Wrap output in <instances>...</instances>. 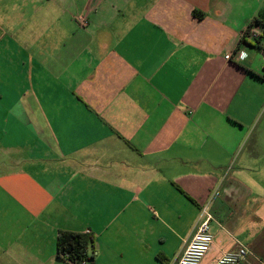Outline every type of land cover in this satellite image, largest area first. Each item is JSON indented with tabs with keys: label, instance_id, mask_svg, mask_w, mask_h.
Here are the masks:
<instances>
[{
	"label": "crops",
	"instance_id": "0c3cea01",
	"mask_svg": "<svg viewBox=\"0 0 264 264\" xmlns=\"http://www.w3.org/2000/svg\"><path fill=\"white\" fill-rule=\"evenodd\" d=\"M16 1L0 11V264H68L59 232L87 230L94 264H176L204 208L201 264L241 247L264 262V51L241 42L264 0Z\"/></svg>",
	"mask_w": 264,
	"mask_h": 264
},
{
	"label": "built area",
	"instance_id": "2783aa9c",
	"mask_svg": "<svg viewBox=\"0 0 264 264\" xmlns=\"http://www.w3.org/2000/svg\"><path fill=\"white\" fill-rule=\"evenodd\" d=\"M79 23L82 26L88 24L86 17L80 16L78 18ZM249 38H260L263 36V31H257L255 28H247ZM245 54V53H244ZM232 55H226L227 60H231ZM212 215L206 208L202 211V220L197 227V230L190 241L187 242L185 249L180 257L177 259L176 264H201L206 258L212 246L214 244V237L210 232V223ZM85 234H91L90 230H87ZM249 256V250L246 247H241L237 252H228L223 254L214 264H240L243 261H247ZM69 264H76V262L69 261ZM89 261H82L78 264H89ZM260 264L264 262L260 261Z\"/></svg>",
	"mask_w": 264,
	"mask_h": 264
},
{
	"label": "trees",
	"instance_id": "16d2710c",
	"mask_svg": "<svg viewBox=\"0 0 264 264\" xmlns=\"http://www.w3.org/2000/svg\"><path fill=\"white\" fill-rule=\"evenodd\" d=\"M256 27L263 29V36L254 39L256 41L254 46L264 51V11L260 12L249 26V28ZM248 34V31L244 33L241 42H247ZM93 240V237L89 234L61 231L59 232L57 241L58 255L67 262L72 261L78 264L86 260L90 262L89 264H94V260L87 254L88 245L93 242Z\"/></svg>",
	"mask_w": 264,
	"mask_h": 264
},
{
	"label": "rangeland",
	"instance_id": "374dc122",
	"mask_svg": "<svg viewBox=\"0 0 264 264\" xmlns=\"http://www.w3.org/2000/svg\"><path fill=\"white\" fill-rule=\"evenodd\" d=\"M48 1L49 0H46L43 4L46 6V9H51L49 12H52L54 9H56L57 7L62 5V3H60L58 0H54V2H52V0H51V2H48ZM51 4H53L54 7H52ZM48 5H49V7H47ZM21 6H23V8H24V3H21V1H16V0L0 1V11H5V9H7V8L10 11H11V9H13V11H16V10L21 9ZM28 10H30V14L33 12L31 4L28 7ZM13 22H14V27H16V26L19 27L20 26L19 20H18V18L15 15L13 17ZM33 38L34 37L30 36V39H33ZM31 44H32L31 49H29L28 52L24 51L22 53V57L23 56H27V57H29V61H30L31 60L30 56H33L35 58V61H38L37 58L33 55V53L36 54V51H37L36 44H33V43H31ZM32 48H34V49H32ZM1 51H3V50L0 47V53H2ZM17 52L20 53V50L16 51V53ZM52 54H53V51H46L45 57L47 59L51 60Z\"/></svg>",
	"mask_w": 264,
	"mask_h": 264
}]
</instances>
